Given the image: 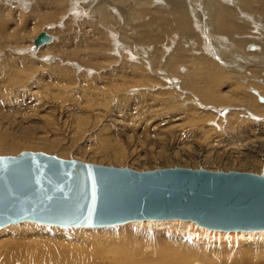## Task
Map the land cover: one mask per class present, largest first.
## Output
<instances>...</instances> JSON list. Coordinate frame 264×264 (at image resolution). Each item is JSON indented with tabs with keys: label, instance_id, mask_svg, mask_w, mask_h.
Masks as SVG:
<instances>
[{
	"label": "rangeland",
	"instance_id": "374dc122",
	"mask_svg": "<svg viewBox=\"0 0 264 264\" xmlns=\"http://www.w3.org/2000/svg\"><path fill=\"white\" fill-rule=\"evenodd\" d=\"M27 1L29 0H0V138L5 137L6 140L4 146L0 148V156L19 155L24 151L35 150L34 152L54 154L65 159L74 158L86 162L131 167L141 171L181 166L250 171L264 175V115L258 116L250 112L253 104L264 105V97L256 96L254 93L257 91L253 90L259 86L264 88L263 80L260 79L264 69L257 70V75L240 74L244 66L247 73L248 69L253 70L257 66L264 68V58L259 57L260 43L264 37L258 32L260 30L264 32V27L253 26L257 30L252 31L254 34L252 37L256 39H252V42L244 47L237 44L233 38L225 37L214 29L211 18L214 3L210 2L211 0H188L191 29L192 27L193 31L197 29L196 34L194 31L190 36H181L183 39L180 40V34L175 32L176 35L173 34L166 40L168 43L164 42L158 46L159 50L154 44L151 46L149 43H147L149 46L146 44L147 47L140 44L139 47H144L143 49H136L132 39L136 32L135 26L141 29L139 26L148 22L151 14L154 15L155 12L157 15L155 10L157 6L167 8L168 4L164 0H153L154 2L150 1L148 4L143 3V6L140 0H127L128 4L100 0L102 2L99 5L106 4L103 13L107 11L105 15L113 16L112 19H115L112 20L110 17L108 22H104L100 15L102 7L98 8L99 13L95 16H92L90 10L87 12V9L83 8L85 3H82L89 0H63L59 10L48 6L43 7L45 10L42 8L35 10L36 0ZM221 1L226 6L233 7L232 9L236 8L234 10L236 17L245 18L253 24L252 8L250 6L244 9L242 6L244 0ZM253 3L260 6L256 0ZM253 3L252 6H255ZM119 4H122L121 6L126 4L128 7L123 6L124 9L120 10L125 12L123 15L118 10ZM246 4L247 2L244 3ZM143 10L149 13L147 18L142 17L144 15L140 18L133 16ZM50 12L53 16L51 20H47L49 23L39 18L44 13L51 15ZM33 13L35 18L30 16ZM46 24L50 26L46 27ZM117 26L121 29L119 30ZM43 29L53 35V42L43 45L39 50L32 40L44 31ZM96 29H99V32ZM56 30L60 31V37L59 34H55ZM97 34L101 42L95 37ZM240 37L244 38L242 34L238 38ZM86 42L90 45L101 43L105 48L96 49L99 53L88 49L89 44ZM177 43L186 48L187 61L179 64L181 67L178 65L177 74L188 72L186 69L192 70L193 65V69L202 66L199 69L205 70L204 66L207 63H214L223 70L222 78H219L221 82L218 79L215 84L219 103L216 101L205 103L204 95L199 89L185 90L178 80L170 81L169 70L163 64ZM58 47L61 50H58ZM215 47L217 49H214ZM27 49H33V52L31 50L28 52ZM160 59L164 62L162 63ZM257 63H262V66ZM248 78L251 82L249 81L247 85L248 82L244 81ZM250 84L253 85L252 88ZM14 140L20 145L11 148L9 145ZM43 143L49 148L44 147ZM143 223H147L148 226ZM184 225L195 227L202 241L190 237ZM33 226L32 223L23 221L10 224L0 232V248L3 251L6 249L0 258L2 261L3 258L7 260L5 264L24 263V259L29 258L24 252L26 248L34 247L40 250L34 246L36 239L45 242L46 239H52L58 251L60 245L57 241L63 243L64 240H68L66 241L68 244L80 245L82 248L93 247L92 250L96 253L100 239L110 240L114 237L121 245L125 244L154 255L156 251L163 249L162 246H172L162 245L161 242L173 238L177 245L181 246L185 241L180 238H187L188 247L194 250L195 258L200 259V264H204V256H211L213 264H264V239H255L257 235L264 237L263 230L245 231L240 234L212 230L230 237L228 239L231 243H219L220 239L215 236L211 238L210 235L201 232L211 229L197 223L182 224L181 221L175 220L157 228L153 227L152 222L144 220L112 226L81 227L84 228L81 230L77 227L74 229L67 227L69 229H66L68 232L65 230L67 232L65 235L52 231L44 237L40 233L38 234L40 237H35L30 232ZM130 228H135L133 229L135 231L129 230ZM46 229L39 228L35 231L38 233L39 230L43 232ZM134 232L138 233L137 236L140 235L137 244L132 240ZM232 236L243 239L236 241ZM146 245H151L157 250H145ZM9 252H13L14 255L18 253L12 263L7 257L10 255Z\"/></svg>",
	"mask_w": 264,
	"mask_h": 264
},
{
	"label": "water",
	"instance_id": "95a60500",
	"mask_svg": "<svg viewBox=\"0 0 264 264\" xmlns=\"http://www.w3.org/2000/svg\"><path fill=\"white\" fill-rule=\"evenodd\" d=\"M50 40L43 31L34 42ZM146 219L264 230V175L181 166L141 171L40 151L0 156V228L23 221L92 227Z\"/></svg>",
	"mask_w": 264,
	"mask_h": 264
},
{
	"label": "bare ground",
	"instance_id": "6f19581e",
	"mask_svg": "<svg viewBox=\"0 0 264 264\" xmlns=\"http://www.w3.org/2000/svg\"><path fill=\"white\" fill-rule=\"evenodd\" d=\"M31 1V0H29ZM27 1V2H29ZM63 0H36V4L34 6V9L38 10L40 8L43 9V7H54L55 9L59 10L61 7H60V4ZM65 1V0H64ZM73 1V0H72ZM78 1V0H77ZM76 1V2H77ZM115 2L118 1V2H122V3H126L127 0H114ZM131 1V0H129ZM138 1V0H137ZM150 1H153V0H140V3L142 2V6H143V3L144 4H148ZM166 2V4H168V7L167 8H161L160 6H157L155 8V10H157V15L155 14L154 12V15L151 14L150 16V20L146 23H143L139 26V28L141 29H138L135 25V31L134 35L133 36V40L135 43L134 46L136 47V49H141L139 46L140 44H147L149 43V45L151 44H154L156 49L159 50V45H161L162 43L164 42H167L166 41L167 39L169 40V37H171L173 34L178 33L180 34L179 36H190L194 33L195 31V34L197 31L196 30H192L191 29V21L189 19V12H188V4H187V1L188 0H164ZM239 1V0H238ZM255 0H244V2H242V6L243 8H248L251 6V12H252V20H253V24L247 20H245V18H239V17H236L235 15V12L234 10L236 9H232L231 7L229 6H226L225 3H223L221 0H211L210 2H213L214 5L213 7L211 8V14H212V21H213V24H214V29L223 34L225 37H231L235 40V42L237 44H241L245 47L246 44H248L249 42H252V39H256L255 37L253 38L252 36H254L253 34V30L256 29L257 27H264V0H256V2H258L260 6H257L255 3H253ZM26 2V1H24ZM102 1L100 0H89L87 3L86 1H84L81 5L83 6V8H86L87 9V12L88 10H90L91 12L90 13H93L92 16H95L97 13H99V7H102L101 11H100V15H102V19L104 22H108L109 21V17L108 15H105V13H103V10H105V8L103 9V7L106 6L105 5H99V3H101ZM111 2V1H110ZM117 2V3H118ZM128 2V1H127ZM134 2V1H133ZM154 2V1H153ZM234 2V1H233ZM247 2L246 5H244V3ZM79 3V2H78ZM139 3V2H138ZM252 3L253 5L255 6H252ZM26 4V3H25ZM70 4V3H69ZM111 4V3H109ZM128 4V3H126ZM125 5H123L124 7H127ZM153 6L154 3H152ZM151 4V6H152ZM211 4V3H210ZM232 4V2H231ZM236 4V3H235ZM63 5V4H62ZM79 5V4H78ZM122 5V4H121ZM120 4L118 5V10L120 11L121 9H124L123 6H121ZM228 5V4H227ZM238 5V4H237ZM73 6V5H72ZM91 6V8H89ZM108 6V5H107ZM240 6V5H238ZM88 7V8H87ZM93 7V8H92ZM113 7V6H112ZM145 7V6H144ZM196 7V5H195ZM71 8V7H70ZM79 8V7H78ZM81 8V7H80ZM128 8V7H127ZM141 8V7H139ZM198 8V7H197ZM201 8V7H200ZM238 8V7H237ZM33 9V10H34ZM74 9V8H73ZM72 9V10H73ZM107 9V8H106ZM147 9V7H146ZM45 10V9H43ZM53 10V9H52ZM71 10V11H72ZM77 10V9H76ZM152 10V9H150ZM204 10V9H203ZM202 10V11H203ZM241 10V9H240ZM47 11V10H46ZM50 11V10H49ZM85 11V10H84ZM108 11H111V10H108ZM133 11V10H132ZM208 11V10H207ZM41 12V10H40ZM54 12V11H53ZM56 12V11H55ZM134 12V11H133ZM239 12V11H238ZM243 12V11H242ZM250 12V13H251ZM43 13V12H42ZM49 13V12H48ZM47 13V15L44 13V15H40L39 18H41L42 21H46L48 22L47 20H51L53 14L50 12L51 15H49ZM70 13V11H69ZM95 13V14H94ZM110 13V12H109ZM120 13L123 15L125 12L122 10L120 11ZM192 13V12H191ZM208 13V12H206ZM240 13V12H239ZM71 14V13H70ZM69 14V16H70ZM77 14V13H76ZM113 14V13H112ZM149 14V13H148ZM147 14V11L143 10V11H140V12H136L133 16L137 17V18H140L142 15V17H145L147 18L148 16ZM244 14V13H243ZM35 14L33 13V15H30V16H34ZM204 15V14H203ZM206 15V14H205ZM242 15V14H241ZM207 16V15H206ZM113 17V16H112ZM111 17V19H112ZM251 17V16H250ZM101 18V16H100ZM121 18V17H120ZM130 18V17H129ZM132 18V17H131ZM163 18H166V19H163ZM202 18H205V17H202ZM208 18V17H207ZM32 19V18H31ZM37 19V18H36ZM78 19V18H77ZM82 19V18H81ZM134 19V18H133ZM136 19V18H135ZM142 19V18H141ZM197 19V18H196ZM206 19V18H205ZM30 20V19H29ZM34 21V19H32ZM30 20V22L32 21ZM40 20V19H39ZM112 20H115V19H112ZM125 20V19H124ZM195 20V19H194ZM200 20V19H198ZM27 21V20H26ZM25 21V22H26ZM101 21V20H100ZM117 21V20H116ZM145 21V20H144ZM147 21V20H146ZM202 21V20H200ZM44 22V24L46 23ZM87 22V21H86ZM113 22V21H112ZM121 22V21H120ZM196 22V21H195ZM204 22V20H203ZM37 23V22H36ZM43 23V22H41ZM49 23V22H48ZM51 23V22H50ZM83 23V22H82ZM111 23V22H110ZM115 23V21H114ZM113 23V24H114ZM126 23V22H125ZM131 23V22H130ZM134 23V22H133ZM27 24H30V23H27ZM43 24V25H44ZM54 24V23H53ZM51 24V25H53ZM56 24V23H55ZM86 24V23H84ZM106 24V23H104ZM119 24V23H118ZM128 24V23H127ZM209 24H210V21H209ZM110 25V24H109ZM108 25V26H109ZM122 25V23L120 24ZM124 25V24H123ZM131 25V24H130ZM139 25V24H138ZM197 25V24H196ZM199 25V24H198ZM41 26V25H40ZM50 26V24H49ZM47 26L46 24V27H49ZM114 26V25H113ZM128 26V25H127ZM131 26V28L133 27ZM203 26V25H202ZM253 26H255L256 28H253ZM112 26H110L111 28ZM118 27V26H117ZM204 27V26H203ZM90 28V27H89ZM94 28H95V25H94ZM93 28V29H94ZM116 28V27H115ZM119 28V27H118ZM130 28V27H129ZM130 28V29H131ZM253 28V29H252ZM258 28V29H259ZM49 29V28H47ZM53 29V28H51ZM91 29V28H90ZM121 28H119L120 30ZM123 29V28H122ZM195 29V28H194ZM200 29V28H198ZM205 29V27H204ZM44 30V29H43ZM50 30V29H49ZM54 30V29H53ZM97 30V29H96ZM95 30V31H96ZM114 30V29H113ZM116 30V29H115ZM132 30V29H131ZM138 30V31H137ZM203 30V29H202ZM208 30V28L206 29ZM248 30H249V33H248ZM257 30V29H256ZM45 32H47L49 35H51V40L46 43V44H51L53 42V35L51 33H49L47 30H44ZM89 31V29H88ZM99 32V29L97 30ZM96 31V32H97ZM106 31V29H105ZM204 31V30H203ZM255 31V30H254ZM43 32V31H41ZM40 32V33H41ZM52 32V31H51ZM65 32V31H64ZM90 32V31H89ZM100 32H101V29H100ZM104 32V31H103ZM102 32V33H103ZM117 32V31H116ZM125 32V30H124ZM131 32V31H130ZM129 32V34H130ZM202 32V31H201ZM209 32V31H208ZM262 34V36L264 37V32H261L258 31ZM24 33V31H23ZM39 33V34H40ZM63 33V32H62ZM115 33V32H114ZM203 33V32H202ZM37 34L32 42L34 44V46L36 47V49H39L43 46H36L35 45V38L39 35ZM55 34L58 35L59 34V37L61 35L60 31L56 30L55 31ZM71 34V33H70ZM93 34V32H92ZM128 34V36H129ZM198 34V33H197ZM242 34V36L244 38H238L240 35ZM94 35V34H93ZM176 35V34H175ZM218 35V34H217ZM101 36V35H100ZM119 36V35H118ZM186 36V37H187ZM194 36V35H193ZM251 36V37H250ZM257 36V34H256ZM55 37V36H54ZM57 37V36H56ZM63 37V36H62ZM88 37V36H87ZM86 37V38H87ZM96 38L98 37V34L97 36H95ZM104 37V36H103ZM102 37V39H103ZM107 37V36H106ZM122 37V36H121ZM126 37V36H124ZM130 37V36H129ZM132 37V36H131ZM223 37V38H225ZM261 37V36H260ZM65 38V37H64ZM67 38V36H66ZM100 37H98L97 39L100 41L99 39ZM192 38V37H191ZM222 38V37H221ZM247 38V39H246ZM73 39V38H72ZM95 39V38H94ZM105 39V37H104ZM114 39V38H113ZM127 39V38H126ZM173 39V38H172ZM183 38L181 37L180 40H182ZM60 40V39H59ZM84 40V39H83ZM108 40V39H107ZM111 40V39H110ZM121 40V39H120ZM171 40V39H170ZM175 40V38L173 39ZM214 40V39H213ZM63 41H66V40H63ZM86 41V39L84 40ZM104 41V40H103ZM118 41V40H116ZM124 41V39H123ZM121 41V42H123ZM179 41V39H178ZM199 41V40H198ZM231 41V40H230ZM257 41V40H256ZM255 41V43H256ZM59 42V41H58ZM67 42V41H66ZM95 42V41H94ZM101 42V41H100ZM106 42V41H105ZM120 42V43H121ZM172 42V41H171ZM195 42V41H194ZM55 43V42H54ZM87 44H89L88 42H86ZM98 43V42H97ZM116 43H119V42H116ZM127 43V42H126ZM129 43V42H128ZM197 43V42H196ZM30 44V43H29ZM46 44H44L46 46ZM57 44V43H56ZM60 44V43H59ZM183 44V43H182ZM216 44V43H215ZM214 44V46H215ZM53 45V44H52ZM61 45H62V42H61ZM79 45H81V43H79ZM83 45V44H82ZM148 45V44H147ZM146 45V47H147ZM148 45V46H149ZM164 45V44H163ZM185 45V44H184ZM195 45V44H194ZM231 45V44H230ZM58 46V45H57ZM66 46V45H64ZM84 46V45H83ZM81 46V48L83 47ZM108 46V45H107ZM116 46V45H115ZM119 46H122V45H119ZM118 46V48H120ZM152 46V45H151ZM166 46V45H165ZM163 46V47H165ZM173 46V45H172ZM196 46H201V45H196ZM33 47V46H32ZM60 47V46H59ZM58 47V50H61L59 49ZM68 47V46H67ZM109 47H113V46H109ZM117 47V46H116ZM154 47V46H153ZM167 47V46H166ZM165 47V48H166ZM231 47V46H230ZM257 47V46H256ZM34 48V47H33ZM48 48V47H47ZM88 49H92L93 51H97L99 52L98 50L96 49H104L105 46L102 45L100 43V45L98 44H89ZM114 48V47H113ZM144 48V47H143ZM142 48V49H143ZM149 48V47H148ZM197 48V47H196ZM207 48V46H206ZM212 48V47H211ZM260 50H261V53L259 55V57H262V59L264 58V38L261 40V43H260ZM257 48V49H259ZM35 49V50H36ZM70 49V48H69ZM80 49V48H79ZM95 49V50H94ZM110 49V48H109ZM151 49V48H150ZM152 49H155V48H152ZM162 49V46L160 48V51ZM170 49V48H168ZM185 47L183 45H181L180 43H177L174 45V50H172V53L171 54H168V56L166 57V60L163 64V66L165 68H167L169 70V73L168 76L170 78V81L172 80V82H174L175 80L179 81L182 85V89H195V90H200V92L204 95V100L206 101L205 103H207L208 101L209 102H213V101H216L217 103H219V101H217V95L215 93V84L217 82V80L222 76V73H223V70H221L216 64L214 63H207V65H205L204 67L205 70H201L199 68H202V66H197V68L195 67V69H193L194 67V63L192 64L193 67H192V70H189V69H186L188 70V72H184L182 74H177V68L180 66L179 64L181 63H185L187 62L186 61V51H185ZM195 49V48H193ZM198 49V48H197ZM208 49V48H207ZM213 49V48H212ZM214 49H217L216 47ZM28 52L31 50L33 52V49H27ZM34 50V51H35ZM91 50V51H92ZM112 50V49H111ZM116 50V49H115ZM249 50V49H248ZM256 50V49H255ZM23 52H25V50L23 49L22 50ZM157 51V50H156ZM162 52V51H161ZM160 52V53H161ZM36 53V52H35ZM96 53V52H95ZM100 53V52H99ZM102 53V52H101ZM142 53V52H141ZM159 53V52H158ZM251 53V52H250ZM256 54H258V52L255 51ZM25 54V53H24ZM33 54V53H32ZM31 54V55H32ZM154 54H155V51H154ZM157 54V53H156ZM163 54V53H162ZM28 55V54H27ZM30 55V54H29ZM124 55V54H123ZM85 56V55H84ZM96 56V55H95ZM157 56V55H156ZM163 56V55H161ZM160 56V57H161ZM207 56V55H206ZM250 56V55H249ZM47 57V56H46ZM257 57V58H259ZM73 58V57H72ZM159 58V57H158ZM255 58V57H254ZM89 59V58H88ZM261 59V58H260ZM143 60V59H142ZM161 60V59H160ZM209 60V59H208ZM206 60V62L208 61ZM247 60V59H246ZM88 61V60H87ZM149 62V61H148ZM162 62V60H161ZM162 62V63H163ZM213 62V60H212ZM136 63V62H135ZM151 63V62H150ZM73 64V63H72ZM78 64V63H77ZM138 66H139V63H137ZM147 64V63H146ZM201 64V63H200ZM258 65L260 64L262 66V63H257ZM90 65V64H88ZM156 65V63L154 64ZM179 65V66H178ZM190 65V64H189ZM191 65V66H192ZM198 65V64H196ZM232 65V64H231ZM141 66V65H140ZM148 66V65H147ZM153 66V65H152ZM158 66V65H157ZM79 67V66H78ZM181 67V66H180ZM258 67V66H257ZM253 68V70H249L248 69V73H247V69L246 67H242V73H240L241 75L243 74V76L246 74L247 76L250 74V76L252 75H257L258 72L257 70H260V69H264V68ZM93 68V67H92ZM141 68V67H140ZM191 68V67H190ZM179 69V68H178ZM142 70V69H141ZM167 72V71H166ZM182 72V71H181ZM262 72V70H261ZM178 73H179V70H178ZM225 73V72H224ZM261 74V73H260ZM65 75V74H64ZM161 75V74H160ZM71 76V75H70ZM143 76V75H142ZM162 76V75H161ZM263 76H264V73H263ZM262 76V77H263ZM224 77V76H223ZM260 78L261 80H263V84H264V77L263 78ZM10 78V77H9ZM222 78V77H221ZM243 78V77H242ZM246 78V77H244ZM11 79V78H10ZM157 79V78H156ZM159 79V78H158ZM167 80V79H166ZM169 80V79H168ZM230 80V79H229ZM14 81V80H13ZM220 81V79H219ZM223 81V80H222ZM249 78L247 80H245L244 82L247 83V85L249 84ZM167 82V81H166ZM221 82V81H220ZM251 82V81H250ZM165 83V82H164ZM223 83V82H222ZM143 84V83H142ZM155 84V83H154ZM172 84V83H171ZM176 84V83H175ZM174 84V85H175ZM166 85V84H165ZM173 85V84H172ZM220 85V84H219ZM222 85V84H221ZM220 85V86H221ZM251 85V84H250ZM249 85V86H250ZM253 85H251V88H252ZM255 86V85H254ZM155 88V87H154ZM165 88V87H164ZM220 88V87H219ZM264 88H261V86H259V88H253V90H256L257 93L255 92L254 94H256V96H260V97H264V91L262 90ZM173 90V89H172ZM171 90V91H172ZM250 90V89H249ZM177 91V90H176ZM218 93V92H217ZM186 94V93H185ZM194 94V92H193ZM219 95V94H218ZM195 98V97H194ZM202 98V97H200ZM255 99V98H254ZM203 100V102H204ZM262 100V99H261ZM191 101V100H190ZM264 101V100H263ZM229 102V101H228ZM214 103V102H213ZM223 103V102H222ZM264 104V102H263ZM262 104V105H263ZM216 105V104H215ZM219 105H222V104H219ZM218 105V106H219ZM252 110L250 111L252 114L254 115H264V105L263 106H259L257 104H253L252 106ZM250 110V109H249ZM250 113V114H251ZM6 143V140H5V137H1L0 138V148H2L4 146V144ZM44 147L46 148H49L48 145H46V143H43L42 145H44ZM16 145H20V143H18L16 140L13 141V143H10L9 146H12L11 148H14V146ZM35 146V145H34ZM41 146V145H40ZM35 151V150H34ZM0 152H1V149H0ZM3 153V152H2ZM7 155V154H5ZM12 155V154H11ZM1 156H4V155H1ZM177 221V222H182V224H193L195 225L196 222H193V221H189V220H181V219H168L167 220H158L156 221L155 219H146L144 220L145 222H152V225L154 224V228H157V227H163V224L165 223H168L170 224L171 221ZM135 221H140V220H135ZM27 223H32V225H34L32 228L33 230L30 231L34 234L35 237H40L38 234H42L43 237L47 234H50L52 233V231H56V232H53V233H57V231L60 233V234H63L65 235L68 230L66 229H69L67 227H64V226H58V225H52V224H46V223H40V222H35V221H25ZM131 223V221H129ZM126 223V222H125ZM15 224V223H13ZM122 224V223H121ZM129 224V223H128ZM10 225V224H9ZM117 225V224H115ZM143 225H146L148 226L147 223H143ZM8 225L0 228V232L4 231L3 229H6ZM46 226H52L53 228H50V229H46L44 227ZM109 226H112V225H109ZM185 226V225H184ZM201 226V225H200ZM38 227V228H37ZM92 227H97V226H92ZM186 229H187V232L190 233V237L194 238V239H197V241L201 242V238L199 236V233L196 231V228L193 227L192 225H189V226H185ZM204 227V226H203ZM46 229L44 230L43 232L39 230V232L37 233L35 230H38V229ZM76 227H70V229H74ZM152 228V227H151ZM207 228V227H205ZM78 230H81V229H84V228H81V227H77ZM135 228H130L129 230H133ZM167 229H170L171 231H174V229H171V228H167ZM209 229V228H208ZM67 232H66V231ZM212 230H215V229H211V230H202L201 232L205 235H210L211 238H213V236H215V238H218L220 240L219 243H223V242H230L231 240L228 239L230 238L229 236H226V235H221L219 234L218 232H215V231H212ZM135 231V230H133ZM146 231V230H145ZM223 231V230H222ZM250 231H253V230H249L247 232H250ZM264 231V230H263ZM261 231V232H263ZM27 233V231H25ZM35 232V233H34ZM70 232V231H69ZM226 232V231H224ZM233 233L235 234H240L241 232H245V230H235V231H232ZM21 233V232H19ZM24 233V232H23ZM25 233V234H26ZM76 233V232H75ZM82 233H85V232H82ZM135 235L132 234V240L134 241L135 244L139 243L138 242V239L140 237L137 236L138 233L137 232H134ZM174 233V232H173ZM181 233H184V231H181ZM30 234V233H29ZM87 234V233H86ZM23 236V235H22ZM33 236V235H32ZM21 237V236H20ZM236 241H239L241 239H243L242 237H236V236H232ZM260 236L257 235L255 237V239H264L263 238H259ZM22 239V238H21ZM36 239V238H34ZM180 239H184L185 243L183 242L181 246H178L177 245V242L175 239H171L169 241H165V242H161L162 245H166V244H171L172 246H169V245H166V246H162L163 249L161 250H158L156 251V254H149V253H146V252H142V251H138L132 247H129L125 244L121 245L119 244L118 240L114 237V238H110V240H104V239H100L98 241V251L95 253L93 252V247L90 248V249H87V248H82L80 245H73V244H68L66 241L68 240H64V242L62 243L61 241H57V244L60 245V251H58L57 247H56V243H53L52 242V239L51 240H48L46 239L47 241L45 242L44 240H37V242L34 244V246H36L37 248H39L40 250L38 249H35L34 247H32V249H30L29 247L26 248V250L24 251L29 258H25L24 259V263L22 264H200V259L199 258H195L196 256V253L194 252V250L192 249H189L188 247V244H187V238H180ZM228 239V240H226ZM230 240V241H229ZM235 240L233 241V245L235 244ZM6 242V241H5ZM10 242V241H9ZM11 243H13L11 241ZM217 243V242H215ZM231 243V242H230ZM132 244V243H131ZM32 245V244H31ZM11 246V245H9ZM14 246V245H13ZM19 246V245H18ZM248 247L250 245H247ZM6 247V246H5ZM47 247H49V250H47ZM9 247H7L8 249ZM2 248H0V257H2V253H5L4 251L6 250H1ZM12 249V247L10 248ZM144 250V248H143ZM145 250H149V251H154V250H157L155 248H152L151 245H146L145 246ZM11 251H14V250H11ZM18 251V250H17ZM49 252H50V256L49 255ZM10 253V252H9ZM13 253V252H12ZM10 253V255L8 254V258L11 260V263L15 260V258L17 257L16 255L18 253H16V255ZM2 255V256H1ZM6 258V257H5ZM51 259V260H50ZM6 259L4 260L3 258V261H2V258H0V264H5L6 263ZM9 261V260H8ZM212 259H211V256H204L203 257V262L204 264H213L211 263ZM10 262V261H9ZM8 263V262H7Z\"/></svg>",
	"mask_w": 264,
	"mask_h": 264
}]
</instances>
